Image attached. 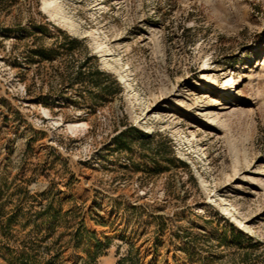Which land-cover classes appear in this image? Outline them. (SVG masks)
<instances>
[{
  "label": "rangeland",
  "instance_id": "rangeland-1",
  "mask_svg": "<svg viewBox=\"0 0 264 264\" xmlns=\"http://www.w3.org/2000/svg\"><path fill=\"white\" fill-rule=\"evenodd\" d=\"M56 1L0 0V264H264V0Z\"/></svg>",
  "mask_w": 264,
  "mask_h": 264
},
{
  "label": "bare ground",
  "instance_id": "bare-ground-1",
  "mask_svg": "<svg viewBox=\"0 0 264 264\" xmlns=\"http://www.w3.org/2000/svg\"><path fill=\"white\" fill-rule=\"evenodd\" d=\"M42 6L43 8L46 10V12L50 13L52 16H58L59 15V12L61 11V7L58 5L57 1L56 0H42ZM62 17L63 14H62ZM64 20L67 24H69L70 20L66 17H64ZM70 25V24H69ZM95 44H97V41H94ZM118 82H123V83H126L127 82V79L125 78V76L120 73L119 75V78H118ZM207 83H208V89L209 87L211 86L212 82L210 80V78H207ZM236 80L233 78V77H230L228 78V90L227 91H231V89L233 88V90L231 91L232 93L235 91V85H236ZM223 92L226 91V89L222 90ZM225 95V94H224ZM215 100V98H212ZM216 101V100H215ZM217 103V102H216ZM69 129L70 130H75L76 127L75 126H69ZM201 183L203 184L204 183V180H201ZM229 210H231L230 208L228 207H224V211L225 212H229ZM232 217L235 218L234 215H232ZM236 221H239L237 218H235ZM240 224L241 221H239Z\"/></svg>",
  "mask_w": 264,
  "mask_h": 264
}]
</instances>
